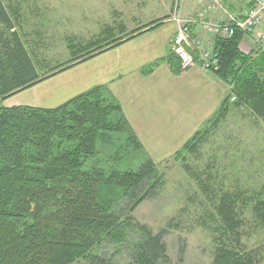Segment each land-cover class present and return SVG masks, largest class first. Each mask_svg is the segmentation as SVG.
Wrapping results in <instances>:
<instances>
[{"label": "trees", "instance_id": "16d2710c", "mask_svg": "<svg viewBox=\"0 0 264 264\" xmlns=\"http://www.w3.org/2000/svg\"><path fill=\"white\" fill-rule=\"evenodd\" d=\"M6 1L0 0V24L10 31L5 36L0 30V100L122 42L123 38H111L89 47L39 78ZM242 35L236 30L231 38L213 40L217 64L210 71L229 90L173 157L196 153L233 105L245 106L264 119V52L242 53L238 45ZM165 61L173 72L181 70L173 52ZM154 65L142 72L150 73ZM162 178L105 86L55 108L0 105V264H71L79 259L108 264L101 257L106 246L113 250L111 256L127 250L125 264H168L164 230L153 234L127 214L155 191ZM231 198L224 193L218 201L225 238L210 264H258L253 252L239 244ZM253 211L264 222L263 199H257Z\"/></svg>", "mask_w": 264, "mask_h": 264}, {"label": "rangeland", "instance_id": "374dc122", "mask_svg": "<svg viewBox=\"0 0 264 264\" xmlns=\"http://www.w3.org/2000/svg\"><path fill=\"white\" fill-rule=\"evenodd\" d=\"M5 6L15 30L32 53L39 78L111 38L122 39L168 16H175V20L195 16H177L179 0H7ZM0 30L9 36L3 24ZM253 52L264 49L254 46ZM21 91L15 96H22ZM155 163L163 181L127 214L153 234L164 230L168 264L211 263L219 242L225 238L221 235L224 223L217 211L224 193L232 197L240 246L253 252L258 264H264V222L253 211L257 199L264 200L261 116L245 106L233 105L196 153H186L183 159L172 154ZM226 235L233 239L230 231ZM101 253L108 264L129 261L127 250L111 256L113 250L106 246ZM71 264L90 263L79 259Z\"/></svg>", "mask_w": 264, "mask_h": 264}, {"label": "crops", "instance_id": "0c3cea01", "mask_svg": "<svg viewBox=\"0 0 264 264\" xmlns=\"http://www.w3.org/2000/svg\"><path fill=\"white\" fill-rule=\"evenodd\" d=\"M221 1L223 9L215 14L219 19L226 20L227 14L242 17V0ZM197 9L194 0H179L177 16H193ZM174 17L168 16L155 28L125 36L120 44L25 88L22 96H15L20 92L11 95L1 105L55 108L93 87L105 86L150 158L156 162L171 156L213 115L229 90L201 66L196 50L192 51L194 65L177 73L171 70L165 57L171 52L178 28ZM190 32L207 46L213 42L196 25L190 26ZM238 45L244 54L254 50L245 35ZM152 63L153 70L143 73L142 69Z\"/></svg>", "mask_w": 264, "mask_h": 264}, {"label": "built area", "instance_id": "2783aa9c", "mask_svg": "<svg viewBox=\"0 0 264 264\" xmlns=\"http://www.w3.org/2000/svg\"><path fill=\"white\" fill-rule=\"evenodd\" d=\"M194 1L198 5L195 16L176 19L178 28L172 38L171 52L176 55L181 70L194 65L195 60L192 54L194 50L198 52V60L203 68L210 70L217 64L212 43L207 46L200 38L192 36L190 32L192 25H196L213 40L231 38L235 31L239 30L243 35L250 37L258 50L264 49V28H260L264 23V0H243L246 8L242 17L228 15L226 20H221L215 15L222 9L221 0Z\"/></svg>", "mask_w": 264, "mask_h": 264}]
</instances>
